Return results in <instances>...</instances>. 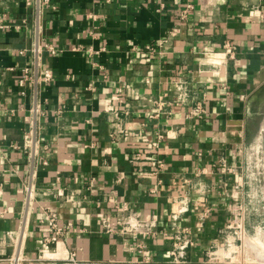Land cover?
<instances>
[{
  "label": "crops",
  "instance_id": "obj_1",
  "mask_svg": "<svg viewBox=\"0 0 264 264\" xmlns=\"http://www.w3.org/2000/svg\"><path fill=\"white\" fill-rule=\"evenodd\" d=\"M38 37L57 52L41 57L54 74L38 95L48 150L28 203L32 170L12 146L29 129L33 96L17 80ZM263 82L264 0H50L40 18L27 0H0V264H172L183 230L196 242L191 264H256L233 261L232 226ZM165 96L166 113L152 117ZM199 102L207 116L187 121ZM52 214L72 229L51 241Z\"/></svg>",
  "mask_w": 264,
  "mask_h": 264
},
{
  "label": "built area",
  "instance_id": "obj_2",
  "mask_svg": "<svg viewBox=\"0 0 264 264\" xmlns=\"http://www.w3.org/2000/svg\"><path fill=\"white\" fill-rule=\"evenodd\" d=\"M107 2H110L111 0H105ZM50 0H27L28 5H35L36 6V11H37V16L38 18L41 17V12L43 9L44 5L49 4ZM162 8L164 5H161ZM194 9L193 5H188L184 11L181 12L180 18L181 20H186L188 17V14ZM94 20H96L95 17H93ZM172 36L175 35V33H171ZM47 50L50 51L53 54H56L55 48L45 42L43 39L40 37L37 38L36 42L33 45L32 48V62L30 66L24 67L21 69L20 76L17 80L18 87L20 88V95L22 97H27L28 92H32L33 96V103L32 106L30 107L29 110L23 109L24 112H26V115L24 117V121L29 124V129L27 132L24 134V145L21 146H16L13 145L12 148L15 150H23L24 152L27 153L28 157V163L31 168V177L29 178L28 185L26 187V192H27V202L30 203V201L33 199L34 196V190H35V167L38 164V161L40 159L41 153L43 151L48 150L46 146H42V141L40 139V118L44 116V112L40 106V103L38 101V95L40 93V88L45 85L49 84L52 82L54 74L53 71L50 69H43L42 64H41V57L43 54V51ZM235 48L230 47L229 53L233 55ZM20 54H25V51H21ZM181 87V86H180ZM179 87V88H180ZM168 96H165L163 98H159L158 100H155L153 102V106L155 107L152 113V117L154 118H159L163 114L166 113V102H167ZM169 99V98H168ZM181 102H185L186 99L184 97L179 98ZM170 105H176L173 104L172 100L170 99ZM178 102V101H177ZM5 110H2L1 107V102H0V115L2 112ZM7 112L11 116L16 115V110H7ZM208 112L204 106V103L199 102L193 107L189 108V110L186 112L185 118L187 121H195V122H200L205 119L207 116ZM164 139L163 136H158L157 143L155 144V149L160 151L161 146L160 142ZM147 153H138L136 154L137 158H146ZM153 164V170L156 173H160L161 171L164 170L165 168V161L162 159H156L151 162ZM242 201V200H241ZM239 202L237 206H235V217L233 220V230L234 233L236 234H243L244 228L242 227V220L244 219V210L242 208V202ZM182 211L181 213L186 212ZM178 217L175 218L177 220ZM51 225H52V234L50 240H54L56 238L64 236L66 233H68L72 228L71 226H64L61 227L58 224L57 221V215L52 214L51 218ZM105 224H107L108 230H113L112 225L110 222L106 219L104 220ZM196 242L189 236L187 231L183 230L182 232H177L175 236L173 237V245L172 249L169 253L170 260L172 261V264H191L187 260V250L189 248L195 247ZM234 248L240 249L239 247L234 245ZM10 264H21V256L16 255L13 256L8 260ZM74 262V259H72ZM146 264L151 263V259L149 257H146L145 260Z\"/></svg>",
  "mask_w": 264,
  "mask_h": 264
},
{
  "label": "rangeland",
  "instance_id": "obj_3",
  "mask_svg": "<svg viewBox=\"0 0 264 264\" xmlns=\"http://www.w3.org/2000/svg\"><path fill=\"white\" fill-rule=\"evenodd\" d=\"M251 99L250 140L239 152L240 167L237 172L244 185L241 195L244 210L241 225L244 232L234 235V245L240 248H234L235 253L231 256L234 262H241L236 257L246 248L250 250L249 242L255 241L264 245V82L255 89ZM243 260L242 262L261 263L257 259Z\"/></svg>",
  "mask_w": 264,
  "mask_h": 264
},
{
  "label": "bare ground",
  "instance_id": "obj_4",
  "mask_svg": "<svg viewBox=\"0 0 264 264\" xmlns=\"http://www.w3.org/2000/svg\"><path fill=\"white\" fill-rule=\"evenodd\" d=\"M250 244V245H249ZM250 250L246 248L244 252L240 254V258L243 260V258L246 260L249 259H257L259 262L264 264V245L257 243L255 241L249 242ZM251 251V252H250Z\"/></svg>",
  "mask_w": 264,
  "mask_h": 264
}]
</instances>
